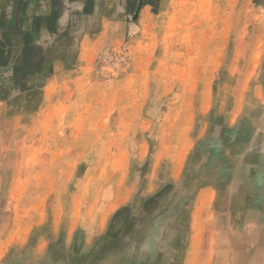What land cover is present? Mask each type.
I'll use <instances>...</instances> for the list:
<instances>
[{
    "label": "crops",
    "instance_id": "1",
    "mask_svg": "<svg viewBox=\"0 0 264 264\" xmlns=\"http://www.w3.org/2000/svg\"><path fill=\"white\" fill-rule=\"evenodd\" d=\"M17 1L0 0V38L6 33L11 40L0 68V112L14 110L16 119V133L0 135V159L9 158L11 146L22 184L25 175H32L34 192L48 191L43 200L41 194L34 195L33 206H45L49 199L51 206L64 208L49 214V219L32 215L18 223L30 224L23 230L28 232L44 227L46 220L50 237L66 241L65 254H80L75 251L80 247L100 248L97 264H117L122 245L133 241L145 252L154 238L150 212L182 205L186 166L200 141L186 134L184 112L192 110L196 120L200 105L174 106L173 110L183 111V122L168 119L165 125L152 118L148 101L154 74L133 71L110 81L99 78L95 67L107 47L120 46L129 37L136 49L168 27L149 22L151 6L143 4L138 7L144 19L141 26L122 21L137 14L128 11V0ZM17 14L19 32L15 33ZM5 15L11 16L10 22H5ZM136 55L135 63L142 58L153 62L149 56ZM163 75L175 78L182 93H199L201 74ZM110 82L116 85L110 87ZM254 142L246 140L236 170L224 174L264 175L261 161H248L255 150L264 154V143L255 148ZM174 189L178 197L173 203L168 200ZM196 190V206L213 193L210 186ZM128 215L143 224V230L110 245L112 231ZM228 248L231 253L230 244ZM142 255L145 260L146 254Z\"/></svg>",
    "mask_w": 264,
    "mask_h": 264
},
{
    "label": "rangeland",
    "instance_id": "2",
    "mask_svg": "<svg viewBox=\"0 0 264 264\" xmlns=\"http://www.w3.org/2000/svg\"><path fill=\"white\" fill-rule=\"evenodd\" d=\"M146 1L131 0L137 14L122 21L141 26L144 19L138 7ZM149 16V22L166 24L168 30L158 32V38H149L136 49L129 37L120 46L107 47L96 63L97 76L116 81L133 71L154 74L148 97L152 118L165 123L168 119L182 121L183 111L173 107L198 104V118L193 120V111L188 110L184 122L186 134L200 137V141L186 166L182 205L152 210L153 244L145 252L134 241L122 245L117 264H235V254L232 250L230 253L228 245L237 233L242 234L237 261L264 264V239L259 241L250 222L264 214V175L224 174L239 165L236 158L246 140L254 139L255 148L264 143V0H157ZM10 19L5 15L6 23ZM136 52L153 62L142 58L135 63ZM120 54H124L126 68H122ZM163 74H201L199 93H182L176 89L177 80ZM115 85L110 82V87ZM112 93L108 99H113ZM13 113L0 112V135L16 133ZM260 151L255 150L248 161L264 164ZM9 154L8 159H0V264H97L102 257L100 248L80 247L75 248L80 254L63 253L66 241L57 235L50 237L46 220L44 227L36 231H23L30 224L18 223L19 218L44 214L49 219V214L64 208L51 206L49 199L45 206H33L34 195L41 194L43 200L48 191L34 192L32 175H25L23 185V176L16 174L11 146ZM258 154L262 159L256 158ZM198 186H210L213 193L196 206ZM177 197L174 189L168 201L174 203ZM143 228L133 216H126L124 223L112 231L110 245ZM142 253L146 254L145 260Z\"/></svg>",
    "mask_w": 264,
    "mask_h": 264
},
{
    "label": "trees",
    "instance_id": "3",
    "mask_svg": "<svg viewBox=\"0 0 264 264\" xmlns=\"http://www.w3.org/2000/svg\"><path fill=\"white\" fill-rule=\"evenodd\" d=\"M131 0H128V11L133 12L135 9V5L134 4H129ZM156 1L157 0H147L146 2L143 3V5H149L152 8L156 6ZM258 1V0H255ZM19 14H17L16 18H15V27H14V32L18 33L19 32V28H18V24H19ZM11 46V40L9 36L6 35H2V37L0 38V68L2 66L5 65L6 63V57L5 56V49L6 47L9 48ZM33 55V50L30 48L28 49V56L32 57ZM17 72V69L14 68V73Z\"/></svg>",
    "mask_w": 264,
    "mask_h": 264
},
{
    "label": "bare ground",
    "instance_id": "4",
    "mask_svg": "<svg viewBox=\"0 0 264 264\" xmlns=\"http://www.w3.org/2000/svg\"><path fill=\"white\" fill-rule=\"evenodd\" d=\"M250 107V106H249ZM260 109V108H259ZM244 112V111H243ZM254 121V120H253ZM253 121H252V123H253ZM263 123V122H262ZM256 126H258V124H256ZM264 128V127H263ZM256 181V180H255ZM255 181H253V180H251V184H256V182ZM253 184V185H254ZM239 193V192H238ZM250 222H252L251 224V228L253 227V231L254 232H257V234H258V238H259V241L260 240H263L264 239V214H263V217H261V218H259V217H257L256 219H254V220H251ZM248 224V223H247ZM244 231H245V229H244ZM246 233V232H245ZM252 234V233H251ZM250 234V235H251ZM236 238V237H235ZM240 238H242V234H238V236H237V238H236V240L234 241V242H231V244H230V248H231V250L234 252V258H233V262L235 263V264H240L238 261H237V259L239 258L240 259V253H238L239 251H238V249L239 248H241L242 246H240L239 245V243H238V240L240 239ZM246 241V240H245ZM250 241V240H249ZM244 246V245H243ZM247 246V245H246ZM253 247V246H252Z\"/></svg>",
    "mask_w": 264,
    "mask_h": 264
},
{
    "label": "built area",
    "instance_id": "5",
    "mask_svg": "<svg viewBox=\"0 0 264 264\" xmlns=\"http://www.w3.org/2000/svg\"><path fill=\"white\" fill-rule=\"evenodd\" d=\"M119 58H120V60L123 63L122 68H126L128 65H127V62L125 61L124 54H120V57Z\"/></svg>",
    "mask_w": 264,
    "mask_h": 264
}]
</instances>
